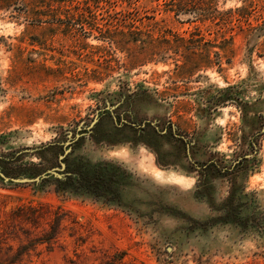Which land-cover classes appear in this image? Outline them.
<instances>
[{
    "label": "rangeland",
    "instance_id": "1",
    "mask_svg": "<svg viewBox=\"0 0 264 264\" xmlns=\"http://www.w3.org/2000/svg\"><path fill=\"white\" fill-rule=\"evenodd\" d=\"M2 5L0 264H264V0Z\"/></svg>",
    "mask_w": 264,
    "mask_h": 264
},
{
    "label": "trees",
    "instance_id": "2",
    "mask_svg": "<svg viewBox=\"0 0 264 264\" xmlns=\"http://www.w3.org/2000/svg\"><path fill=\"white\" fill-rule=\"evenodd\" d=\"M14 1L15 0H0V10L7 6L2 4H11ZM182 2H180V5L183 4ZM149 43L152 47H154L153 42L151 40L149 41ZM77 141H79V139L75 140L74 143ZM69 155L70 154L68 153L65 157V168L63 170H58V175L53 172H50L47 173L45 176L41 177L39 180L34 181L33 183H35L36 185H43L46 182L51 181L55 184L57 190L73 192L84 191L93 193L97 196H105L103 193L109 190L110 188V182L106 181V171L99 169V166H97L98 169H94L88 161L77 163L76 161L71 160ZM3 171L4 173L16 175L17 177H31V175L13 174L6 169H4ZM37 175H39V172L34 173L32 176ZM0 180L6 181L1 175ZM9 183L12 182L8 181L7 184Z\"/></svg>",
    "mask_w": 264,
    "mask_h": 264
},
{
    "label": "water",
    "instance_id": "3",
    "mask_svg": "<svg viewBox=\"0 0 264 264\" xmlns=\"http://www.w3.org/2000/svg\"><path fill=\"white\" fill-rule=\"evenodd\" d=\"M50 172H53V173H55L57 175L59 174L58 173V169L57 168H53V169H50L48 171L43 172L40 175H37L35 178H32V179H28V178H13V177H9V176L4 175L1 172H0V175L3 176L4 179H6L7 181L8 180H12L14 182H28V181H36V180H39L41 177L45 176L47 173H50Z\"/></svg>",
    "mask_w": 264,
    "mask_h": 264
},
{
    "label": "bare ground",
    "instance_id": "4",
    "mask_svg": "<svg viewBox=\"0 0 264 264\" xmlns=\"http://www.w3.org/2000/svg\"><path fill=\"white\" fill-rule=\"evenodd\" d=\"M152 171L156 176L161 177L163 175L164 169L155 165L154 167H152ZM175 176H177V175H175Z\"/></svg>",
    "mask_w": 264,
    "mask_h": 264
}]
</instances>
